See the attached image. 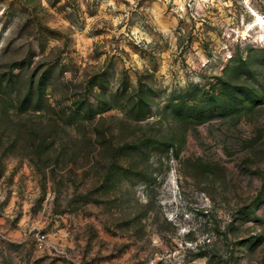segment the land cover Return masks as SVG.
Returning a JSON list of instances; mask_svg holds the SVG:
<instances>
[{"label": "rangeland", "instance_id": "374dc122", "mask_svg": "<svg viewBox=\"0 0 264 264\" xmlns=\"http://www.w3.org/2000/svg\"><path fill=\"white\" fill-rule=\"evenodd\" d=\"M174 2L0 0V264H264V0Z\"/></svg>", "mask_w": 264, "mask_h": 264}, {"label": "built area", "instance_id": "2783aa9c", "mask_svg": "<svg viewBox=\"0 0 264 264\" xmlns=\"http://www.w3.org/2000/svg\"><path fill=\"white\" fill-rule=\"evenodd\" d=\"M202 0H177L174 2V8L178 12H195L197 9H200L203 4ZM176 3V4H175ZM204 5V4H203ZM36 248L40 251H44L45 249H49L50 245L47 244L46 238L44 235H37L36 236Z\"/></svg>", "mask_w": 264, "mask_h": 264}, {"label": "bare ground", "instance_id": "6f19581e", "mask_svg": "<svg viewBox=\"0 0 264 264\" xmlns=\"http://www.w3.org/2000/svg\"><path fill=\"white\" fill-rule=\"evenodd\" d=\"M261 20V19H260ZM259 24V23H258ZM262 24V23H261Z\"/></svg>", "mask_w": 264, "mask_h": 264}]
</instances>
